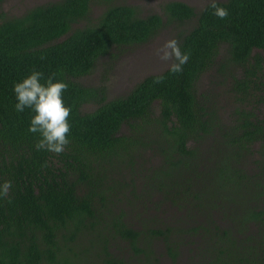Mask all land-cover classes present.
Masks as SVG:
<instances>
[{
	"label": "trees",
	"instance_id": "1",
	"mask_svg": "<svg viewBox=\"0 0 264 264\" xmlns=\"http://www.w3.org/2000/svg\"><path fill=\"white\" fill-rule=\"evenodd\" d=\"M115 1L56 0L0 21V185L12 182L0 197V264H159L156 242L173 262L186 247L181 264H264V0L217 1L223 20L210 2L197 11L166 1L143 16ZM191 21L179 34L181 73L147 75L111 100L104 84L79 82L112 48ZM33 70L69 86L70 144L59 155L36 149L34 113L15 110L14 85ZM210 70L229 84L228 117L219 92L198 91ZM87 103L97 106L83 112ZM137 201L172 216L159 226Z\"/></svg>",
	"mask_w": 264,
	"mask_h": 264
},
{
	"label": "rangeland",
	"instance_id": "2",
	"mask_svg": "<svg viewBox=\"0 0 264 264\" xmlns=\"http://www.w3.org/2000/svg\"><path fill=\"white\" fill-rule=\"evenodd\" d=\"M56 0H3L0 4V21L5 17H13L23 14L27 9L47 2ZM171 0H117L114 3H124L135 6L141 15L157 12L161 13V6L164 2ZM183 1L199 11L210 0H177ZM225 1V0H217ZM104 4L93 6L92 16H95L104 9ZM195 21L186 24L178 22L166 23L165 27L150 41L132 46L112 48L109 54L101 56L95 64L92 72L83 78L78 79L84 85L96 86L104 84L106 88V98L111 100L116 97L126 95L131 89L140 82L144 77L150 74L163 72L170 67L172 61L164 62L155 54L156 49L161 47L166 41L176 39L179 42V34L191 29ZM238 71L237 69L234 72ZM217 77L213 70L207 71L201 75L198 82V91H201L204 86L212 88L214 92H219L220 112L225 117H228V112L232 109L230 95L227 93L228 82L224 81L220 88L217 85ZM95 103H87L82 107L83 112H91L96 108ZM126 131L125 127L122 129ZM151 154L147 152L145 158L149 159ZM151 159V158H150ZM139 206L135 209L136 212L142 214V217H147L148 214L154 215L155 224L161 225L163 221H167L172 216V211L167 207L160 208L157 211L151 210L144 213L143 206L137 201ZM135 213V212H134ZM177 214V213H176ZM131 220L135 226L140 224L137 222L136 214L131 216ZM190 221V220H189ZM88 243V239L85 240ZM117 247L111 249L113 252L120 253V248L125 246V242L117 240ZM85 245H88L85 243ZM189 246V245H187ZM184 252L179 260L173 262L167 255L165 246L162 242L155 243V251L159 255V264H181L187 262V248L183 247ZM128 264H137L138 258L127 260ZM126 262V264H127ZM139 263V262H138Z\"/></svg>",
	"mask_w": 264,
	"mask_h": 264
},
{
	"label": "clouds",
	"instance_id": "3",
	"mask_svg": "<svg viewBox=\"0 0 264 264\" xmlns=\"http://www.w3.org/2000/svg\"><path fill=\"white\" fill-rule=\"evenodd\" d=\"M210 7L214 10L213 15L221 20L229 16V11L219 7L217 0H210ZM155 54L161 61H172L169 70L173 74L181 73L182 66L189 59L187 54L181 52L176 39L166 41L156 49ZM59 74L61 73L53 72L45 78L43 72L33 70L30 75L14 85L17 100L15 110L23 113L27 108L34 113L28 131L38 133L40 136L35 145L36 149L57 155L63 153L70 144L68 137L72 130L70 123L72 108L64 101V93L69 86L63 81L56 80ZM163 79V77H157L154 82L162 83ZM11 188V181H5L0 185V197L10 198Z\"/></svg>",
	"mask_w": 264,
	"mask_h": 264
}]
</instances>
